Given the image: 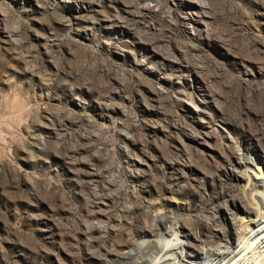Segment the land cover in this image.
<instances>
[{
    "label": "rangeland",
    "instance_id": "374dc122",
    "mask_svg": "<svg viewBox=\"0 0 264 264\" xmlns=\"http://www.w3.org/2000/svg\"><path fill=\"white\" fill-rule=\"evenodd\" d=\"M246 157L264 0H0V264H115L165 215L235 248Z\"/></svg>",
    "mask_w": 264,
    "mask_h": 264
},
{
    "label": "bare ground",
    "instance_id": "6f19581e",
    "mask_svg": "<svg viewBox=\"0 0 264 264\" xmlns=\"http://www.w3.org/2000/svg\"><path fill=\"white\" fill-rule=\"evenodd\" d=\"M247 157L244 164L246 168H251V166L254 168V178L256 176L259 182H255L253 177L245 171L246 181L243 185V192L250 197V208L246 209L250 219L247 220L246 217L239 219V226H237L239 233L236 232V239H234L237 241L235 248H233L235 245L233 240L226 236L225 240L222 238L219 240L221 243H218L219 245L215 248L189 251L195 244L192 246L191 242L183 239L182 230L185 226L182 225L181 219L165 215L157 218L158 226H160L158 233L144 231L145 239L127 243L126 251L122 256L117 257L114 263L264 264V167L258 159L253 160ZM169 219L171 220L170 227L166 224ZM255 226L258 232L253 229Z\"/></svg>",
    "mask_w": 264,
    "mask_h": 264
}]
</instances>
